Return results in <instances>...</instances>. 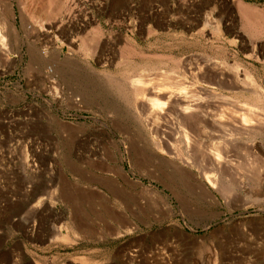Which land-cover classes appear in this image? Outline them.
Here are the masks:
<instances>
[{"label": "rangeland", "instance_id": "rangeland-1", "mask_svg": "<svg viewBox=\"0 0 264 264\" xmlns=\"http://www.w3.org/2000/svg\"><path fill=\"white\" fill-rule=\"evenodd\" d=\"M0 32V264H264V113L245 80L264 89V0H0ZM208 59L207 111L229 125L199 124L187 147L172 113L134 110L111 84L130 64L175 90L162 78L190 81ZM243 110L262 134L239 131Z\"/></svg>", "mask_w": 264, "mask_h": 264}, {"label": "bare ground", "instance_id": "bare-ground-1", "mask_svg": "<svg viewBox=\"0 0 264 264\" xmlns=\"http://www.w3.org/2000/svg\"><path fill=\"white\" fill-rule=\"evenodd\" d=\"M246 5V4H245ZM245 5L242 3V2H238V7L239 9L244 13L245 10L247 9L245 7ZM249 7V6H248ZM245 8V9H244ZM240 12V11H239ZM7 13V12H6ZM249 13V12H248ZM252 14V13H251ZM250 14V15H251ZM10 15V14H9ZM245 17H248L245 16ZM246 19V18H245ZM250 19V18H249ZM259 19V18H258ZM261 19V17H260ZM259 19V21H261ZM247 20V19H246ZM251 21V20H250ZM248 21V22H250ZM258 21V23H259ZM254 22V21H252ZM257 22V20H256ZM251 24V23H250ZM260 24V23H259ZM259 24H256V26ZM252 25V24H251ZM255 25V24H254ZM253 25V26H254ZM261 25V24H260ZM205 26V25H204ZM207 26V25H206ZM263 27V26H262ZM262 27H258V28H261ZM4 30H5V33H6V36L8 35V37L11 39V41L16 38L15 37V33H17L15 27L11 24V23H7L6 25L4 24L3 27H2ZM191 28V27H190ZM217 29V28H216ZM3 30V31H4ZM212 30V29H211ZM151 31V30H150ZM209 31V30H208ZM213 31V30H212ZM211 31V33H212ZM206 31H203L201 30L200 35H202L204 37V34H205ZM211 33H209L208 35H211ZM197 34V33H196ZM213 34V33H212ZM199 35V36H200ZM17 36V35H16ZM198 37V36H197ZM213 37V36H211ZM201 38V37H200ZM209 38V37H208ZM253 38V37H252ZM3 39H4V34L0 32V55H2L3 57H5L6 59L9 58L8 56V49L6 48V44H3ZM101 39V38H100ZM96 39H94V41L92 42H95ZM212 41V40H211ZM251 41V40H250ZM253 41V40H252ZM91 42V43H92ZM16 43V42H15ZM73 43V42H72ZM96 43V42H95ZM94 43V44H95ZM99 43V42H97ZM96 43V45H97ZM252 43V42H251ZM254 43V41H253ZM256 43V42H255ZM252 44V49L255 51L257 49H261L260 47H258L256 44ZM70 44V43H69ZM75 44V43H74ZM72 44V46L74 45ZM93 44V45H94ZM83 46H85L83 44ZM99 46V44H98ZM101 46V44H100ZM261 46V45H260ZM92 47V45H91ZM90 47V49H91ZM87 46L84 48V52L85 51H89L90 49L87 48ZM96 49V48H95ZM99 49V48H98ZM101 49V48H100ZM94 50V48H93ZM96 52V50H94ZM93 51V52H94ZM91 52V51H90ZM94 52L95 55H97L96 53ZM86 53V52H85ZM88 53V52H87ZM99 53V52H98ZM89 54V53H88ZM56 56V55H54ZM57 57V56H56ZM199 57V56H198ZM52 58V57H50ZM58 58V57H57ZM46 59V58H45ZM44 59V60H45ZM126 60V59H125ZM124 60V61H125ZM203 60V59H201ZM210 59H208L209 61ZM43 61V60H42ZM47 61V60H45ZM48 61H50L49 63H51V60L48 59ZM68 61V60H67ZM127 61V60H126ZM211 63L209 64H206L204 62V64L202 66H199V67H196V68H192L190 69L189 71H187V75L190 77V81H185V80H182V81H177V80H170L167 76L166 77H163V81H165V83H173L175 84L174 86H177L175 88V90H171L169 88H159V87H154V88H150V87H146L145 83L143 82V80L141 79H135L132 75L128 74V73H133V74H137L139 75V73H141L143 70H150L146 67H137L139 65H136V66H133V65H128L127 67L125 66L124 68H126L125 70V74L124 76H122V79L120 80V83L118 81H115L114 80H111V84L113 86H115L116 90L118 91V93L122 96V98L126 99L127 101H134V103L132 104V107L134 110H137V108H139L140 110H137V111H141V112H153V113H157V115H164V114H167V112L169 113H172L175 117V121L177 122L176 124L178 125L179 127V130L181 132V139H182V142L185 143V146L187 147L189 144H190V141L191 139V133H194V129L196 128V126H198L199 124H212L211 126L214 127V126H217V125H223V126H228L229 125V122L226 123H222L223 120H221V118L217 117V115H214L212 114V112L210 113V111L208 112L207 109H208V105H210L208 99H211V98H216L217 97V93H216V88L218 89L220 87V79H218V76H221V75H218V71L217 72H214V70L212 71L213 72V78L211 80V78H208V73L210 72L211 73V70L209 69L213 63L214 65L216 64L215 62H212V60H210ZM44 63V61H43ZM128 63V62H127ZM131 63V62H130ZM203 63V62H202ZM48 64V63H47ZM54 64V63H53ZM55 64H57L55 62ZM59 64V63H58ZM126 64V63H124ZM123 64V65H124ZM144 64V63H143ZM149 64V63H147ZM49 65V64H48ZM61 65V64H60ZM135 65V64H134ZM213 66V65H212ZM62 67V66H61ZM64 67V65H63ZM215 67V66H214ZM58 68V66H57ZM61 69V68H60ZM212 69V68H211ZM215 69V68H214ZM62 70V69H61ZM54 68L52 67H47L46 68V76H47V83H49V80L51 79V75L54 74ZM57 71V70H56ZM216 71V70H215ZM45 72V71H44ZM59 73V71H58ZM42 74V73H41ZM108 74V73H107ZM246 74V72H245ZM62 75V74H61ZM60 75V76H61ZM218 75V76H217ZM105 76V75H104ZM110 76V75H109ZM108 76V77H109ZM252 75L250 74H246L245 75V80H246V83L247 85H249L250 87H252L254 90H255V93H256V100L258 103H256L258 106L260 105V108L261 111H263L264 113V89L262 90L261 87H259V85L257 86L253 79L251 78ZM53 77V76H52ZM112 77V76H110ZM115 78V77H113ZM174 78V77H173ZM176 78V77H175ZM174 78V79H175ZM103 79V78H102ZM161 79V80H162ZM222 79H223V75H222ZM221 79V80H222ZM109 80V79H108ZM61 81V80H60ZM59 82V81H58ZM63 82V80L61 81ZM108 82V81H107ZM65 83V82H64ZM51 84H55V83H50V91L52 94V97L54 99H57L58 98V93H57V90L56 88L54 89L53 87H51ZM163 84V83H162ZM232 84V83H231ZM230 84V85H231ZM234 86H236L237 84H239V82L235 81L234 82ZM61 85V84H60ZM64 85V84H63ZM160 85V84H159ZM169 85V84H168ZM56 86V85H55ZM67 86V84H66ZM70 86V85H69ZM157 86V85H156ZM232 86V85H231ZM230 86V87H231ZM240 86V85H239ZM248 86V87H249ZM59 87V86H58ZM153 87V86H152ZM166 87V86H164ZM168 87V86H167ZM171 88V87H170ZM233 88V87H232ZM239 88V87H238ZM252 90V89H251ZM253 90V91H254ZM74 92V91H72ZM252 92V91H251ZM254 93V92H253ZM252 93V94H253ZM219 95V94H218ZM253 96V95H252ZM61 97V96H60ZM51 98V96H50ZM147 98V105H144V101L146 100ZM49 100V99H48ZM46 101L47 102V105H49V107H51L53 105V102L52 101ZM58 100V99H57ZM56 100V101H57ZM137 101H141L143 102L142 104L139 103L140 105H137ZM212 101V100H211ZM210 101V102H211ZM215 101V100H214ZM213 101V102H214ZM254 101V100H253ZM255 102V101H254ZM209 103V104H208ZM127 104H130V103H127ZM216 104V103H215ZM213 105V104H212ZM229 105V104H228ZM251 105V104H250ZM249 106V105H248ZM210 107V106H209ZM232 107V106H231ZM234 107V106H233ZM257 107V106H256ZM32 108V107H31ZM131 108V107H130ZM211 108V107H210ZM250 108V107H249ZM29 109V108H28ZM34 109V108H33ZM230 109V108H228ZM255 109V107H254ZM32 110V109H30ZM215 110V109H214ZM217 110V109H216ZM136 111V112H137ZM211 111H212V108H211ZM221 111V110H220ZM225 111V110H224ZM231 111V110H230ZM245 112H248L247 110H243ZM250 111V110H249ZM31 112V111H30ZM35 112V111H34ZM141 112H140V115L138 114V117H141ZM111 113V112H110ZM215 113V112H214ZM225 113V112H223ZM228 113V112H227ZM143 114V113H142ZM151 114V113H150ZM217 114V113H216ZM220 114V113H219ZM229 114V113H228ZM240 114V113H239ZM137 115V114H136ZM234 115V114H233ZM46 116V115H45ZM116 116V115H115ZM114 116V117H115ZM135 116V115H134ZM222 116V115H221ZM226 116L228 117V115L226 114ZM225 116V117H226ZM234 117V116H233ZM257 116H254V114H251L250 112L248 113H244V114H241L240 115V119L238 120L239 122L237 123L238 126H236L237 128H239V131H241V133L244 134H247V135H252V134H262L261 133V123L260 120L258 118H256ZM224 118V116H223ZM118 119V117H117ZM141 119V118H140ZM226 119V118H225ZM229 119V118H228ZM49 121L53 122L54 124H58L60 123V120L56 117H53L52 118H48ZM232 120V119H231ZM230 120V121H231ZM114 121V119H113ZM117 121V120H115ZM18 122V121H17ZM20 122V121H19ZM50 122V124H51ZM118 122V121H117ZM234 121H232L233 123ZM25 123V122H24ZM62 123V121H61ZM121 123V122H120ZM231 123V122H230ZM235 123V122H234ZM63 124V123H62ZM113 124V123H112ZM116 124V123H115ZM9 125V124H8ZM27 125V124H26ZM60 125V124H59ZM58 125V126H59ZM105 125V124H104ZM118 125V124H117ZM120 125V124H119ZM122 125V124H121ZM120 125V127H121ZM214 125V126H213ZM234 125V124H233ZM263 125V124H262ZM62 126V125H61ZM73 126V125H72ZM232 126V124H231ZM3 127V126H2ZM33 127V126H32ZM64 127V126H63ZM219 127V126H217ZM235 127V126H233ZM52 128V127H51ZM123 128V127H122ZM120 128V130L122 129ZM236 128V129H237ZM50 129V128H49ZM48 129V130H49ZM62 129V128H60ZM125 129V127L123 128ZM128 129V128H127ZM126 129V130H127ZM5 130V129H4ZM66 130V129H65ZM62 131V130H61ZM126 132V131H125ZM124 132V133H125ZM179 132V133H180ZM236 132V131H235ZM51 133V132H50ZM73 133V132H72ZM71 134V133H70ZM257 134V135H258ZM235 135H237L235 133ZM233 136V135H232ZM240 136V135H239ZM243 136V135H242ZM254 136V135H253ZM252 136V137H253ZM71 137V135H70ZM79 138V137H78ZM180 139V140H181ZM231 140V139H230ZM233 140V139H232ZM66 141V140H65ZM76 141V140H75ZM110 141V144H114L116 145L117 149H118V146H117V143L114 141V140H109ZM225 142V141H224ZM232 142V141H231ZM229 141L226 140V142L224 143L223 145V149L226 150V149H229V145H228ZM231 144V143H229ZM233 144V143H232ZM32 146V145H31ZM72 146V145H71ZM115 147V146H114ZM34 151V150H33ZM32 151V152H33ZM71 151V150H70ZM79 155V154H78ZM39 156V155H38ZM77 156V155H76ZM177 157V156H176ZM212 162H211V167H213L214 169L218 170V171H225L226 170V166L222 164V160H223V156H222V153L221 151L219 150H214L212 152ZM179 160V159H178ZM177 160V161H178ZM170 164H172V166H176L178 165V162L176 161H172L170 162ZM169 164V165H170ZM185 164V165H184ZM184 166L186 165H189L188 161H184L183 163ZM190 166V165H189ZM183 167V166H182ZM187 167V166H186ZM116 168V167H115ZM119 169V168H118ZM185 169V168H184ZM181 170H183V168H181ZM187 171V170H186ZM116 173L118 176V178H122L121 176L124 175L122 171H118L116 170ZM114 173H111V174H114ZM115 176V177H116ZM117 178V179H118ZM123 179V178H122ZM113 180V178H112ZM115 181V179H114ZM112 181V182H114ZM118 186H117V184ZM112 185V184H111ZM122 185V184H121ZM120 182H118V180H116L115 184H114V188L116 189L117 193H120L121 190H120ZM112 188V187H111ZM124 189V188H123ZM37 210V208H35ZM39 209V208H38ZM32 214L33 215H36V213L31 210ZM49 214V215H48ZM47 215L50 217L52 215H54V210H50L48 211ZM134 226V225H132ZM135 228V227H134ZM67 229H71L72 231H80L81 233L82 232H85L88 230H86L85 228V225L79 223V221L77 222V220L73 219L72 221H70V225L67 227ZM133 231L132 229L128 230L127 232H131ZM123 232V231H122ZM60 233H61V229L59 227H55L54 230H53V234H54V237H58L60 236ZM88 233V232H87ZM121 233V232H120ZM115 235V234H114Z\"/></svg>", "mask_w": 264, "mask_h": 264}]
</instances>
